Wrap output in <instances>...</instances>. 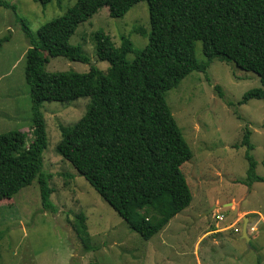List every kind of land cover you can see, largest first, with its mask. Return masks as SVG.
Returning <instances> with one entry per match:
<instances>
[{"label":"rangeland","instance_id":"obj_1","mask_svg":"<svg viewBox=\"0 0 264 264\" xmlns=\"http://www.w3.org/2000/svg\"><path fill=\"white\" fill-rule=\"evenodd\" d=\"M1 1L16 10L0 7V40L9 38L0 44V134L22 131L28 144L32 139L31 100L24 68L29 43L22 22L35 36L41 26L61 17L76 0H53L45 7L34 0ZM96 31L106 34L116 48L127 38L134 49L142 50L150 32L147 3L134 5L118 19L110 18L108 9L102 8L70 38V45L79 46L90 64L105 72L108 64L96 59L92 41ZM195 57L205 60L199 42ZM133 59L132 54L126 56L128 62ZM48 60V73H85L89 69V65L62 57ZM259 87L256 75L214 60L205 74L192 72L165 94L192 152L191 160L180 167L192 200L149 240L133 232L55 152L59 126L75 124L90 99L42 103L47 137L43 171L51 175L50 199L56 212L42 210L36 181L11 200L1 201L0 264H264V183H241L248 169L241 146L246 130L253 146L250 154L257 163L255 172L264 177V102L254 99L237 105L244 93ZM80 214L90 240L88 250L73 228ZM243 218H248L249 243L239 238ZM216 224L227 231L205 236L216 230Z\"/></svg>","mask_w":264,"mask_h":264},{"label":"trees","instance_id":"obj_2","mask_svg":"<svg viewBox=\"0 0 264 264\" xmlns=\"http://www.w3.org/2000/svg\"><path fill=\"white\" fill-rule=\"evenodd\" d=\"M45 7L53 0H34ZM148 6L150 32L142 50L123 38L116 48L102 31L92 34L96 59L90 64L79 46L69 44L77 27L102 8L118 19L136 4ZM0 7L16 10L0 0ZM28 40L24 80L31 100V141L22 131L0 134V202L11 200L36 181L43 211L56 212L51 175L43 171L47 146L42 103L90 102L72 126H59L55 152L99 194L128 227L144 240L159 233L192 196L180 167L192 152L174 120L165 94L192 72L205 74L214 60L232 63L259 79L260 87L243 94L238 106L264 102V0H76L59 18L41 26ZM8 37L0 40L8 41ZM201 44L204 61L195 57ZM132 54V62L126 56ZM89 65L85 73H48L49 58ZM216 89H219L216 87ZM241 146L248 162L247 186L264 183L255 172L250 131ZM82 214L74 224L84 250L90 249Z\"/></svg>","mask_w":264,"mask_h":264},{"label":"crops","instance_id":"obj_3","mask_svg":"<svg viewBox=\"0 0 264 264\" xmlns=\"http://www.w3.org/2000/svg\"><path fill=\"white\" fill-rule=\"evenodd\" d=\"M229 204V203H228ZM227 206V205H226ZM224 207H225V205H224ZM214 208V207H213ZM260 215V214H259ZM259 220H260V218H259ZM247 221H248V218H247ZM223 222V221H222ZM247 226H248V224H247ZM215 228H216V230H214V231H210V232H206L205 233V236L207 235V236H212V235H214L215 233H224V231L226 232L227 230H225V229H218V226H217V224L215 225ZM250 233V231H249V229L247 230V236H248V238H249V241H248V243L251 241V236H249V233ZM251 234V233H250ZM242 231H241V233H240V239H242ZM214 242V241H213ZM215 244L217 243L216 241L214 242Z\"/></svg>","mask_w":264,"mask_h":264},{"label":"water","instance_id":"obj_4","mask_svg":"<svg viewBox=\"0 0 264 264\" xmlns=\"http://www.w3.org/2000/svg\"><path fill=\"white\" fill-rule=\"evenodd\" d=\"M242 239L245 240L246 243H248L249 238L247 236V218H243V225H242Z\"/></svg>","mask_w":264,"mask_h":264},{"label":"built area","instance_id":"obj_5","mask_svg":"<svg viewBox=\"0 0 264 264\" xmlns=\"http://www.w3.org/2000/svg\"><path fill=\"white\" fill-rule=\"evenodd\" d=\"M215 218L217 219V221H223V217L220 215H216ZM225 230H227V229H225Z\"/></svg>","mask_w":264,"mask_h":264}]
</instances>
